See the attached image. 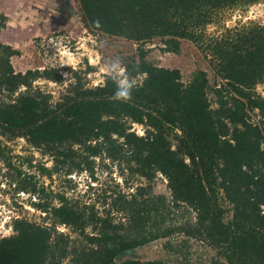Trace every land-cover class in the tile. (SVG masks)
<instances>
[{
	"label": "trees",
	"instance_id": "16d2710c",
	"mask_svg": "<svg viewBox=\"0 0 264 264\" xmlns=\"http://www.w3.org/2000/svg\"><path fill=\"white\" fill-rule=\"evenodd\" d=\"M76 1L87 28L138 45V54L124 62L129 78L138 81L132 98H113L118 77L108 75L88 87L74 72L75 82L54 102L34 82H61L59 69L16 72L11 59L20 52L0 41V159L13 169L4 140L24 138L55 161L53 169L39 166L43 175L86 170L96 180L101 159L148 184L110 196L111 210L123 212L126 225L115 223L111 210L99 216L93 206L80 208L63 194L57 207L33 203L49 215L51 227L14 220L15 234L0 239V264H182L122 258L158 240L176 251V234L205 241L217 251L214 264H264V97L256 90L264 84V25L211 40L203 34L219 12L264 0ZM8 21L1 12L0 31ZM183 40L206 53L214 83L201 69L185 83L181 70L148 59V44L158 41L164 53L180 54ZM93 70L88 66L86 72ZM16 170L18 191H44ZM159 175L167 179L170 197L154 194ZM182 206L194 219L175 226L170 218ZM57 225L82 236L85 244H71ZM89 226L94 234H85Z\"/></svg>",
	"mask_w": 264,
	"mask_h": 264
},
{
	"label": "rangeland",
	"instance_id": "374dc122",
	"mask_svg": "<svg viewBox=\"0 0 264 264\" xmlns=\"http://www.w3.org/2000/svg\"><path fill=\"white\" fill-rule=\"evenodd\" d=\"M48 1L51 2V0ZM65 3L70 4L68 10L71 18L66 26H60L58 29L56 27V29L41 35L37 26L34 28L36 30L32 29L30 22L32 18L21 20V22L15 18V21L9 19L12 22L8 21L10 27L0 31V41L7 42L14 50L20 52L11 59L16 72L26 73L29 70L59 69L62 77L61 82L43 78L34 82V88H40L44 92L51 93L54 102L66 92L71 83L75 82L74 72L81 74L88 87H95L102 84L105 78L110 75L103 70L106 64H110L119 58L122 66H124L127 57L138 54V45L134 42L108 37L87 28L76 0H62V11ZM13 7L11 2L3 3L0 0V8L4 9L2 12L11 17L16 16L12 13ZM252 24L264 25V1L219 12L203 34L206 39L211 40V37L220 38L229 31L233 33L236 29L241 30ZM163 46L158 41L148 44V48H150L148 59L160 66L181 70L185 83L191 80L192 74L198 69L206 70L209 73L211 83H214V70L212 71L210 68L206 53L199 47L192 42L183 40L181 53L173 54L164 53L161 49ZM88 66L93 67L94 70L86 72ZM111 75L120 78L115 73ZM23 90L25 88H22ZM256 90L264 97V84L258 85ZM210 98H213L212 94H210ZM259 118L253 114V121H258ZM133 130L140 136L144 135V129L139 125H135ZM1 139L4 140L3 137ZM3 145L8 147L5 156L10 158L14 168L8 167L4 158L0 159V239L15 234L13 221L17 216L20 219L26 218L31 222L51 227L52 219L33 203H47L49 206L57 207L60 205L58 194H63L65 198L71 201V204H76L80 208H83L85 204L93 206L94 211L99 216H105L106 211L111 210L109 203L112 198L110 196L114 192L121 190L123 193L130 194L136 191V186H147L148 184L145 179L122 171L119 166L101 159H96L94 168L96 180L90 171L86 170L82 173L74 172L71 175H66L60 171L49 177L41 173L39 166L53 169L55 161L52 157L31 147L24 138H17L13 141L4 140ZM16 169L22 171V178L27 179L32 176V180L37 182L39 188H44V191L38 195L18 191L16 189L18 182L13 180L17 178ZM152 185L154 194L170 197L168 181L164 176L159 175ZM111 216L115 223L125 225L128 223L123 212L111 210ZM194 216L195 213L191 209L188 210L182 206L174 210V215L171 216L170 221L173 225L179 226L187 222L188 219L192 218L193 220ZM231 218L232 214L229 213L226 220ZM56 227L59 233L71 236V244L80 245L81 242L85 244L84 238L67 226L57 225ZM87 233H95L92 226L87 227L85 234ZM172 240L176 246V251L166 250L164 240H158L135 249L134 253H124L122 258L132 257L143 261L163 260L182 264H214V258L218 259L217 251L201 239L176 234ZM67 262L68 260L64 264Z\"/></svg>",
	"mask_w": 264,
	"mask_h": 264
},
{
	"label": "crops",
	"instance_id": "0c3cea01",
	"mask_svg": "<svg viewBox=\"0 0 264 264\" xmlns=\"http://www.w3.org/2000/svg\"><path fill=\"white\" fill-rule=\"evenodd\" d=\"M2 1L3 3L9 1L14 5L12 13L17 17L16 16L11 17L7 13H5L6 15L9 16L10 20L15 21L16 18L17 21L21 22V20H28V19L30 20V18H32V20H30V22L32 23V29H34L37 26V28L41 31V35H44L56 29V27L58 29L60 26H66V24L71 21L69 14L70 11L68 10L70 8V4L65 3L62 11L61 9L62 0H51V2H49L48 0H2ZM64 9L67 10L64 11ZM2 10L4 9L0 8V13L2 12ZM44 14L46 16V19ZM9 22L12 23L11 21ZM39 26H43V27L39 28ZM8 27H10L9 24Z\"/></svg>",
	"mask_w": 264,
	"mask_h": 264
},
{
	"label": "clouds",
	"instance_id": "9594fccd",
	"mask_svg": "<svg viewBox=\"0 0 264 264\" xmlns=\"http://www.w3.org/2000/svg\"><path fill=\"white\" fill-rule=\"evenodd\" d=\"M108 74L115 73L118 79V88L114 93V99L128 101L132 98V90L137 86L138 81L135 78H129L124 66H122L119 58L106 64L103 69Z\"/></svg>",
	"mask_w": 264,
	"mask_h": 264
},
{
	"label": "water",
	"instance_id": "95a60500",
	"mask_svg": "<svg viewBox=\"0 0 264 264\" xmlns=\"http://www.w3.org/2000/svg\"><path fill=\"white\" fill-rule=\"evenodd\" d=\"M134 251H135V250H134V249H132V250H129L128 252H129V253H134Z\"/></svg>",
	"mask_w": 264,
	"mask_h": 264
},
{
	"label": "built area",
	"instance_id": "2783aa9c",
	"mask_svg": "<svg viewBox=\"0 0 264 264\" xmlns=\"http://www.w3.org/2000/svg\"><path fill=\"white\" fill-rule=\"evenodd\" d=\"M15 218H16V219H19V217H18V216H17V217H15ZM11 219H12V218H11ZM13 219H14V217H13ZM16 219H15V220H16ZM4 220H5V219H4ZM7 223H8V222H7Z\"/></svg>",
	"mask_w": 264,
	"mask_h": 264
}]
</instances>
